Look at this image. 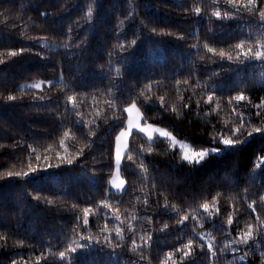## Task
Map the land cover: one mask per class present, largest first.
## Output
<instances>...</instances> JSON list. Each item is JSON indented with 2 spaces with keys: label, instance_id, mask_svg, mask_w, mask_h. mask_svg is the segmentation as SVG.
<instances>
[{
  "label": "trees",
  "instance_id": "16d2710c",
  "mask_svg": "<svg viewBox=\"0 0 264 264\" xmlns=\"http://www.w3.org/2000/svg\"><path fill=\"white\" fill-rule=\"evenodd\" d=\"M193 5L202 6L205 15L200 18H197L194 12H188L186 15L185 9ZM89 6L93 8L94 14L91 22L86 18ZM46 10L52 13L47 18V27L40 16V12ZM211 10L212 0H0V58L6 61L0 65V94L24 96L27 101L41 93L38 90L22 88L23 84L40 80L58 81L60 74L57 69L60 65L57 61H61L63 66V82L43 91V95L51 97L52 100H59L58 105L47 101L48 107L40 108L38 105L30 107L27 103L21 105L0 99V145L10 146V150L0 149V174L9 170L28 171L30 149L15 147L14 141L36 148L31 162L40 169L25 178L0 180V234L9 236L8 247L0 249V264H9L11 258L28 259L29 255L35 257L41 251L47 255L49 248L55 252L65 250L64 242L71 244L73 240L70 230L75 220L71 204L76 203L82 210L93 202L98 203L110 191L108 185L115 168L113 131H116L111 112L108 113L107 122H101L97 135L90 140L85 137L81 128L74 125L76 118L72 115L70 105L67 114L60 115L65 111L64 97L71 94L72 89L79 93L89 91L87 88H76L75 83L85 68L88 72L84 76V82L99 86V90H94L92 95L96 97L99 111L101 113L107 111L104 101L112 98L105 90L108 84L109 52L112 53L113 69L121 67L126 73L123 79L115 80L121 90L117 92L116 88L112 89V94L120 97L117 103L122 107H127L126 98L136 99L140 89L149 81L159 80L162 84L168 85L159 92L153 89V92L156 95H165L169 104L177 99V91L173 87L175 80L182 81L186 78L190 80L189 91L181 92L185 96L193 90L198 94H204L207 85L197 87L189 77L194 68L197 69L196 75L199 76L201 83L207 81L212 86L228 90L224 92L225 97L229 91L235 94L241 89L245 90V94L251 96L254 102H259L258 98L264 96V63L254 61L239 66L233 65L231 70L222 72L219 64L204 61L207 67L202 66L199 57L205 54V50L201 47L197 54L191 48V45L198 41L201 45L206 40L214 41L216 44L221 41L236 43L240 39H245L249 33L253 40L264 38V31L259 29L254 21L250 22L247 15L221 22L215 18L210 19ZM130 13V19L125 20ZM122 20L125 21L124 24L120 23ZM143 24H147L148 28H144ZM53 25L56 28L55 32L52 30ZM68 27L72 28L74 39L88 37V47L84 49L82 56L78 52L77 56H70L63 47L68 42V36L63 34ZM152 27L174 34H184L185 40L153 35L150 33ZM209 27L215 30V36L208 31ZM116 33H120V36L117 37ZM189 33L192 35L189 36ZM43 36H47L48 39L39 42L38 47L34 46L36 42L31 38ZM135 36H141L142 39L138 40L137 47L127 55L128 64L125 68L120 64L121 56L125 54L118 53L113 46L118 41H123L125 37L131 40ZM45 43L49 47H44ZM21 47H32L33 52H40L41 56L52 59H40L27 52L18 57L6 55L9 50H18ZM101 65L104 66V72L100 71ZM76 67L81 69V73L70 71ZM213 70L221 72V75L209 81ZM133 84L135 88L132 87ZM81 101V110L85 113L84 119L87 121L92 118L88 105L93 101L91 96L85 97L82 94L78 95V102ZM137 104L147 117L148 123L167 128L178 138L190 141L195 148L208 146L209 134L214 130L206 123L207 120L211 119L213 123L220 122L215 131L220 130V125L224 121L235 123L234 114L231 113L226 100L220 101L218 117L215 112L205 115L209 109L201 104L199 118L195 114L187 113L161 117L158 106L149 111L139 99ZM153 104L155 105V99ZM50 110L59 116L58 120L49 114ZM126 122L125 120L124 123ZM61 125L65 129L70 128L75 136V140L66 142L69 152L74 154L85 144H90V148L85 147V157L71 167L48 168L45 157H51V163L55 165L56 154L62 153L59 147ZM129 147L132 149L130 155L136 163L129 161L127 155L123 158L121 173L127 183V194L121 196L112 192L111 196L114 207L116 201L123 199V204L119 207L122 219H125L124 210L128 209L127 223H133L131 215H135L143 207V204L138 202V197L151 191L153 195L149 198V205L152 208L156 207L154 195L156 190L152 189V185L156 184L157 189L168 196L169 203L175 204L181 213L189 206L198 207L217 192L223 193L221 205L228 203L229 208L231 203L227 198L234 197L235 215L239 221L238 223L234 221L231 228L234 237L238 231L244 230L247 224H256L254 216L245 211L240 197L245 195L244 189L247 188V195L256 199L255 192L260 191L264 185L262 170L264 165L261 168L256 167L260 163L261 155H264L261 152V149H264V136L261 134L249 138L248 143L235 156L226 155L204 168L195 170L178 162L179 157L172 154L173 150L168 142L149 143L143 134L134 132ZM140 147L143 148L146 158L138 155L137 149ZM150 148L154 150L152 154H149ZM36 155L41 156L39 161H36ZM141 162L151 165L148 174H144L140 168ZM153 173L157 179L151 178ZM144 175L148 178L144 179ZM37 193L55 198L56 206L45 207L42 202L33 200L32 195ZM140 214L143 216V213ZM227 214L222 210L221 215L225 220ZM77 215H82V211ZM163 221L172 227L169 232L160 233L158 231L160 224H155L157 231L153 234L154 240L157 237L159 239L150 252H145V255L150 257L151 264H160L163 254L178 247L180 243L174 219L165 215ZM104 222L103 218L99 220L100 224ZM261 222H264V215ZM107 223L111 229L115 221L109 216ZM88 227L93 234L97 233L94 216L89 218ZM137 230L140 231L139 228ZM190 231V228H186L180 235L187 239ZM204 232L214 235L218 244L225 240L223 233L216 231L211 223H205ZM19 239H25L24 246L14 247V241ZM75 239L79 241V237ZM260 250L264 251V246H261ZM109 251L96 247L91 251L78 252L72 264H113L117 259L123 264L129 261L131 254L121 256L113 254L109 257ZM231 259L232 254L229 253L228 260ZM249 259L251 264H260L259 252L255 255L250 253ZM57 264L62 262L58 261ZM218 264H227V260L218 261Z\"/></svg>",
  "mask_w": 264,
  "mask_h": 264
},
{
  "label": "snow or ice",
  "instance_id": "6c2138e0",
  "mask_svg": "<svg viewBox=\"0 0 264 264\" xmlns=\"http://www.w3.org/2000/svg\"><path fill=\"white\" fill-rule=\"evenodd\" d=\"M223 9V11H222ZM188 12H194L197 18L205 15L204 8L202 6H189L185 9V14ZM52 13L50 11L40 12L41 18L45 21V26L47 27V18ZM247 15L250 22H255L259 29L264 31V0H212V10L210 14V19L215 18L217 21H231L238 17ZM93 8L88 7L86 18L89 22L93 20ZM129 16L125 17V20L130 19ZM198 22V20H197ZM124 24L125 21H120ZM144 28H148L147 24H143ZM223 28V24L221 25ZM54 32L56 31L55 25H53ZM208 31L215 36L216 32L213 28L209 27ZM150 33L153 35L161 37H173L176 40L184 41V34H174L171 31H166L164 29H157L152 27ZM64 35L68 36V42H66L63 47L67 50L70 56H77V52L80 56L83 55L84 49L88 47V37L84 36L82 38H73L72 28L68 27ZM23 35V33H22ZM117 37L120 33H116ZM189 36L192 33L188 34ZM36 43L34 46H39V42L46 41L47 36L43 37H33ZM142 39L141 36H135L131 40H127L125 37L123 41H118L113 48L118 53H123L125 55L121 56L120 64L127 68L128 60L127 55L130 54L132 50L137 47L138 40ZM44 47H49L48 44H44ZM201 47L205 50V54L199 57L202 66L207 67L204 61H209L212 64H219L221 66V72L225 70H231L233 65H243L245 63L251 62H261L264 63V38L252 39L251 33L247 35L245 39H240L236 43H228L227 41H221L216 44L214 41L206 40L203 45L199 41L191 45V48L195 50L198 54ZM76 49L77 51H72ZM227 49V50H226ZM30 55H35L40 59L51 60L52 57L41 56L40 52H33L32 47H21L18 50H9L6 55L9 57H18L24 53ZM107 68V80L108 84L105 86V90L112 95L111 99L105 100L107 111L101 113L96 102V97L92 95L94 90H99V86L95 84H89L84 82V76L87 74L88 69L85 68L84 72L81 73V69L76 67L70 69V71L81 73L80 78L76 79V88L89 89L88 92L79 93L76 89H72L71 94H66L63 100L65 105L64 113L60 115H66L69 111L68 106H71V112L74 116V125L78 126L83 130V134L89 140L97 135V130L101 127V122L106 123L111 112V119L115 122L113 131L115 137L114 140V156H115V167L117 170L121 167L122 154L127 155V159L133 164L136 161L133 160L132 155H130L132 149L129 147L128 139L132 135L133 130L137 134H143L146 141L149 143L158 142H170L171 149L173 150V155L179 157V163L187 166L190 169L204 168L205 166L213 163L215 160H219L226 155L235 156L244 145L248 143L249 138H254L255 134H261L264 136V96L258 98L259 102H254L252 97L245 94V90H237L235 94L229 91L227 97H225L224 92L228 91L226 89H221L219 86H212L207 81L201 83L200 78L196 75L197 69H193L189 73V77L195 82L197 87H206L204 94H198L196 91H191L187 96L181 94V92H188L191 87L190 80L188 78L184 80H175L173 87L177 91V99L174 103L169 104L166 102L165 95H156L162 88L168 87V85L162 84L161 81H149L144 85L142 89L138 92V97L136 99L126 98L125 103L127 107L120 106L117 102L120 97L112 94V89L116 88L117 92L121 89L115 83L116 79H123L126 75L125 71L121 67H115L111 62L112 53L108 54ZM5 59L0 58V65L5 64ZM60 67L57 71L60 74V79L58 81H44L40 80L37 83L24 86L25 88L38 90L41 94L34 95L27 101H25L24 96H17L14 94H8L6 96L0 94V99L7 102H14L16 104H25L28 106H39L40 108L48 107L47 101H51L52 104L58 105L59 100H52L51 97L43 95L45 88L51 89L56 83L63 82V66L61 61H57ZM100 71L104 72V66H100ZM221 72L213 70L212 74L209 76V81L221 75ZM135 88V85H132ZM84 95L85 97L91 96L93 103L89 104L88 107L91 110L89 115L92 116L91 119L85 121V113L81 110V102H78V95ZM137 99L145 105V107L151 111L154 106H158L159 113L161 117L168 115L180 116L184 113L188 115L195 114L199 118V112L201 104L209 109L208 113L205 115H211L215 112L216 116L220 115V101L226 100L227 106H229L230 111L234 114L235 123L229 121H224L220 125V130L215 131L217 128V123H213L211 119L207 120L206 123L211 125L214 130L209 134V139L207 142L208 146H201L195 148L188 143L177 140V138L172 134V132L166 131L163 128L154 127L153 124L147 122V117L143 115L140 107H138ZM155 99V105L153 100ZM215 105V108H213ZM94 113V115H92ZM116 113H121V115H116ZM50 115H53L55 119H59L55 113L49 111ZM127 121L126 124L124 121ZM62 135L59 138V147L62 149V153L58 152L56 154L57 163L53 165L51 163V157H45V162L48 168L55 167L57 169L61 166L71 167L77 164L82 157H85L86 153L84 151L85 147L90 148V144H85L76 150L73 154L69 152V148L66 145L67 141L75 140V136L70 128L65 129L61 125ZM157 133L158 136L156 140H153V134ZM14 146L18 148L30 149V154L28 156L27 169L28 171H6L0 174V180H5L6 178H25L31 174L37 173L40 169L38 166H33L32 154L36 153V148L31 145H22L19 141H14ZM0 149H9V145H0ZM153 149H149V154L153 153ZM138 155L146 158L143 148L137 149ZM264 153V149H261ZM36 161L41 159L40 155L35 156ZM95 160V157H93ZM264 165V155L260 157V163L256 165L257 168H261ZM82 166V164L80 165ZM150 164L140 163V168L144 174L149 173ZM264 170V169H262ZM134 174H136L134 172ZM144 179L148 176L144 175ZM152 179H157L154 173L152 174ZM253 181L255 177L252 178ZM161 183H165L161 181ZM117 191L121 193V196L126 195L128 189L124 188L125 181L120 180L118 183L113 182ZM152 189L156 190L155 204L156 207L152 208L149 205V198L153 195L150 191L144 194L142 197H138L139 203L143 204L135 215H131V220L133 223H127L128 209L124 210L123 215L125 219H122V213L119 205L123 204V199L116 201V206H113L111 202V196L113 193L111 191L107 192L105 196L97 203L93 202L90 206L83 207L82 210L78 207L76 203L71 204V212L74 217L75 223L73 224L70 232L73 237L72 243L66 244L65 250L55 252L52 248L47 250V255L43 251L39 255L32 257L29 255L28 259L21 257L20 259L11 258L9 264H57V262H62V264H72L75 259V254L81 251H91L98 247L100 250L109 249V257L113 254L116 256L131 254L129 261L123 262V264H151V259L149 256L145 255V252H150L153 245L157 243L159 237L154 240V233L157 231L155 224L159 223V232L165 233L169 232L172 225L168 222L163 221V216L167 215L174 219V226L177 229V239L179 240V246L174 247L172 250L167 251L160 258V264H218V261L227 260V264H251L249 259L250 253L255 255L259 252L260 264H264V251L260 250L261 246H264V222H261V217L264 215V185H262L260 191L255 192L256 199H252L247 195L248 189H244L245 195L240 197L241 202L245 206V211L254 216L256 224L249 223L246 225L244 230L237 232L234 237L232 235L231 228L235 222H239L236 217V205L233 202L234 197L229 196L227 200L231 203V208L229 204L226 203L221 205V196L223 193L217 192L209 200H205L200 203L198 207L189 208L181 213L180 209L177 208L175 204H170L168 196L164 194L163 191L157 189V185L153 184ZM31 195V194H30ZM32 199L37 202H42L45 207L56 206L57 200L50 196H42L39 193L32 195ZM161 199L163 203L161 204ZM62 201V198H61ZM63 202V201H62ZM151 209V211H149ZM226 211V220L222 217L221 213ZM82 211V215H77L78 212ZM140 213H143L141 216ZM96 218V227L98 229L97 233L93 234L91 229L88 227L89 218ZM111 216L113 221H115L113 227L109 229L107 218ZM103 218L104 223L100 224L99 220ZM205 223H211L216 231L223 233L225 240L222 244L216 243L215 236L211 233L204 232ZM147 226V227H145ZM140 229L138 231L137 229ZM186 228H190V235L187 239H184L180 233ZM82 229L83 231H78ZM127 233V235H126ZM79 237V241L75 238ZM9 236L7 234H0V249L8 247ZM25 244V239L15 240L13 246L23 247ZM158 246V245H157ZM119 250V251H117ZM232 254V259L228 260V254ZM113 264H122V262L117 259Z\"/></svg>",
  "mask_w": 264,
  "mask_h": 264
},
{
  "label": "rangeland",
  "instance_id": "374dc122",
  "mask_svg": "<svg viewBox=\"0 0 264 264\" xmlns=\"http://www.w3.org/2000/svg\"><path fill=\"white\" fill-rule=\"evenodd\" d=\"M33 83H37V82H28V83H25V84L22 85V88H25L24 86H26V85H31V84H33ZM25 89H26V88H25ZM138 107H139V106H138ZM141 112H142V110H141ZM142 113H143V112H142ZM151 124H152V123H151ZM153 126H154V127L163 128L164 130L171 132V131L168 130L167 128L162 127V126H160V125L153 124ZM134 132H136V131L133 130L132 134H133ZM172 134L177 138V140L183 141V142L188 143V144H190L191 146H193L192 143H191L190 141H187V140H183V139L178 138L173 132H172ZM131 136H132V135H130V137H129V139H128V144L130 143ZM157 136H158V134H157V133H154V134H153V140H155V139L157 138ZM168 143L170 144V142H168ZM193 147H194V146H193ZM125 155H126V154H122L121 167H122V162H123V158H124ZM121 167H120L119 170H117L116 167L114 168L113 174H112V176H111V178H110L109 185H108V186H109V190H110L111 192L118 193V194H121V193H120L119 191H117V189L115 188L113 182L118 183L120 180H123V181H125L124 188L127 189V183H126V180L124 179V177L122 176V173H121Z\"/></svg>",
  "mask_w": 264,
  "mask_h": 264
}]
</instances>
